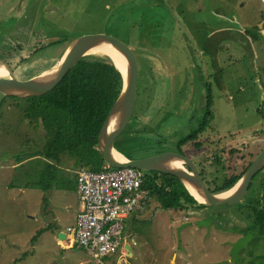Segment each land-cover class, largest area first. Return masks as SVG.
I'll return each instance as SVG.
<instances>
[{
  "label": "rangeland",
  "instance_id": "rangeland-1",
  "mask_svg": "<svg viewBox=\"0 0 264 264\" xmlns=\"http://www.w3.org/2000/svg\"><path fill=\"white\" fill-rule=\"evenodd\" d=\"M86 35L114 37L137 57L134 113L115 142L129 159L179 153L213 190L264 149V0H0V45H18L17 80L50 71ZM208 89L211 130L180 146L204 119ZM25 102L0 94V264H98L55 231L80 209L73 161L57 166L65 192L33 189V163L16 167L17 156L46 143L22 115ZM261 195L264 170L237 206L175 212L147 202L125 221L124 246L101 264H264V231L250 230L248 218Z\"/></svg>",
  "mask_w": 264,
  "mask_h": 264
},
{
  "label": "trees",
  "instance_id": "trees-1",
  "mask_svg": "<svg viewBox=\"0 0 264 264\" xmlns=\"http://www.w3.org/2000/svg\"><path fill=\"white\" fill-rule=\"evenodd\" d=\"M214 62L213 57L212 64ZM123 88V75L114 62L108 56L92 54L80 59L52 92L41 97L25 99L22 115L30 125L41 126L46 133V143L40 152L16 157L18 169L23 168L24 162H29L33 163L38 170L36 176L28 177L35 181L33 189L41 185L40 188L45 191L51 190L61 180L60 169L57 166H60L66 159L73 161V168L76 172L86 170L101 173L108 168L98 150V138ZM208 90L204 119L197 130L178 141L180 146L201 139L211 130L208 127H211L210 103L212 99L210 89ZM195 147L201 148V144L196 142ZM117 152L131 161L122 152ZM249 167L242 175L230 176L222 186L211 190L212 194L230 192ZM77 176L75 175L72 182V191H77ZM58 185V189H66L63 184ZM143 190L148 194V202H156L163 211L187 212L207 209L206 206L199 204L178 180L170 176L144 173ZM248 210L250 213L248 218L252 221L249 229L264 231V195L249 202ZM42 232L43 230L38 231L32 242L36 241L37 236ZM74 247L83 249L77 244H74Z\"/></svg>",
  "mask_w": 264,
  "mask_h": 264
},
{
  "label": "water",
  "instance_id": "water-1",
  "mask_svg": "<svg viewBox=\"0 0 264 264\" xmlns=\"http://www.w3.org/2000/svg\"><path fill=\"white\" fill-rule=\"evenodd\" d=\"M98 47L115 48L127 61L128 69L127 74L124 75L114 63L123 75L124 88L107 116L98 138V150L107 167L113 170L134 169L143 173H158L173 177L199 204L207 208L241 204L248 196L255 178L264 170V149L252 162L238 184L231 189L237 188L236 192L227 198H222L220 194H212L194 162L179 153H165L131 161L124 157L125 162L116 160L115 154L118 152L115 149V142L131 122L136 105L139 63L133 50L114 37L107 35L82 36L67 49L64 57L50 71L30 80H17L13 72H10L8 77H0V94L19 99L44 96L61 84L80 59L94 54L92 49ZM175 164H178L179 167ZM189 189H192L203 202H199ZM56 231L59 238H65V234L60 229H56ZM128 249L131 251L130 247Z\"/></svg>",
  "mask_w": 264,
  "mask_h": 264
},
{
  "label": "built area",
  "instance_id": "built-area-1",
  "mask_svg": "<svg viewBox=\"0 0 264 264\" xmlns=\"http://www.w3.org/2000/svg\"><path fill=\"white\" fill-rule=\"evenodd\" d=\"M77 175V196L82 212L75 224L61 231L65 238L101 264L104 258L114 257L124 246L125 221L147 205L144 173L108 167L101 173L81 170Z\"/></svg>",
  "mask_w": 264,
  "mask_h": 264
},
{
  "label": "bare ground",
  "instance_id": "bare-ground-1",
  "mask_svg": "<svg viewBox=\"0 0 264 264\" xmlns=\"http://www.w3.org/2000/svg\"><path fill=\"white\" fill-rule=\"evenodd\" d=\"M92 53H94V54H101V55H105V56L110 57V59L117 65V67L124 73V75L127 74V70H128L127 69V61L125 60V58L123 57L122 54H120L119 52H117V50L115 48H111V47H98V48L92 49ZM7 74H8V71H6V70L0 71V77L6 76ZM115 158L119 162H125L124 157L121 154H119V153H116L115 154ZM175 165L179 167L178 164H175ZM234 189H237V188H234ZM189 191H190V193H192L199 200V202H203L195 194V192L192 189H189ZM234 192H236V191H234ZM234 192H231V193L225 194V195H220V196L222 198H227V197L231 196Z\"/></svg>",
  "mask_w": 264,
  "mask_h": 264
},
{
  "label": "flooded vegetation",
  "instance_id": "flooded-vegetation-1",
  "mask_svg": "<svg viewBox=\"0 0 264 264\" xmlns=\"http://www.w3.org/2000/svg\"><path fill=\"white\" fill-rule=\"evenodd\" d=\"M16 47L18 48V45H16L15 43H10V39H8L5 43L0 45V71H4V70L8 71V74L3 77H8L10 72L13 73L15 72L14 69H12L11 67V62L13 60ZM201 175L203 177L202 172Z\"/></svg>",
  "mask_w": 264,
  "mask_h": 264
},
{
  "label": "crops",
  "instance_id": "crops-1",
  "mask_svg": "<svg viewBox=\"0 0 264 264\" xmlns=\"http://www.w3.org/2000/svg\"><path fill=\"white\" fill-rule=\"evenodd\" d=\"M66 52H67V50H66ZM66 52H65V54H66ZM64 54V55H65ZM64 55H62L63 57H64ZM62 57V58H63ZM62 58H60V59H62ZM211 64H212V62H211ZM77 174H78V172H77ZM76 174V175H77ZM56 186H57V188H59V185L58 184H56ZM58 191H62V190H58ZM64 192H65V190H64ZM73 192H75V194H76V198H77V201L79 202V200H78V196H77V191L76 190H74ZM80 204V203H79ZM66 208H68V209H71V207L70 206H67ZM143 211V210H142ZM141 211V212H142ZM81 212H82V205L80 204V209H79V212L77 213V215L75 216V223H76V220H77V217H78V215L79 214H81ZM140 213V212H139ZM75 223H73V224H75ZM55 229H56V227H54ZM59 228H61V227H59ZM59 228H57V229H59ZM56 231V230H55Z\"/></svg>",
  "mask_w": 264,
  "mask_h": 264
}]
</instances>
